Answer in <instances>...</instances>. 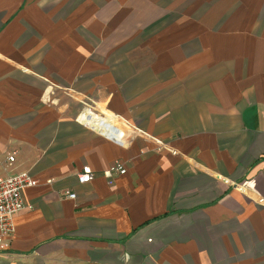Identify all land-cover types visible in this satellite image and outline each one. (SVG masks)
<instances>
[{"label": "crops", "instance_id": "crops-1", "mask_svg": "<svg viewBox=\"0 0 264 264\" xmlns=\"http://www.w3.org/2000/svg\"><path fill=\"white\" fill-rule=\"evenodd\" d=\"M21 171L0 264H264V0H0V175Z\"/></svg>", "mask_w": 264, "mask_h": 264}, {"label": "built area", "instance_id": "built-area-1", "mask_svg": "<svg viewBox=\"0 0 264 264\" xmlns=\"http://www.w3.org/2000/svg\"><path fill=\"white\" fill-rule=\"evenodd\" d=\"M99 110L95 104H83L81 109L75 115V122L86 127L96 135L110 140L120 146H125V133L121 131V126L126 125L125 121L117 114L112 112L111 120H115L118 125H111L107 122L104 114H99ZM110 118V117H109ZM94 123L105 125L108 130L104 128L98 129ZM141 132V131H139ZM139 134V133H137ZM147 138L151 139L158 147H165L161 140L143 134ZM127 137V136H126ZM174 153V149H171ZM9 163L14 161V153L7 157ZM126 171L125 164L121 160H114L109 165L103 174L107 178H111L115 174H123ZM93 171L89 165H83L80 171L77 173L78 183H88L93 178ZM47 182H50L48 180ZM37 185V180L28 171H21L18 173H6L0 175V252L5 250L11 238L14 235L13 218L18 213L22 212L26 208V204L23 199V192L25 188L34 187ZM69 198H74V195H69Z\"/></svg>", "mask_w": 264, "mask_h": 264}, {"label": "bare ground", "instance_id": "bare-ground-1", "mask_svg": "<svg viewBox=\"0 0 264 264\" xmlns=\"http://www.w3.org/2000/svg\"><path fill=\"white\" fill-rule=\"evenodd\" d=\"M108 122V121H107ZM96 124V125H95ZM94 125L95 126H98V129H101V128H103V126L104 125H101V124H98V123H95ZM106 125V124H105ZM111 125H113V124H111ZM105 130H108V127H106V129ZM122 131V130H121ZM128 136V135H127ZM125 138H126V136H125Z\"/></svg>", "mask_w": 264, "mask_h": 264}]
</instances>
